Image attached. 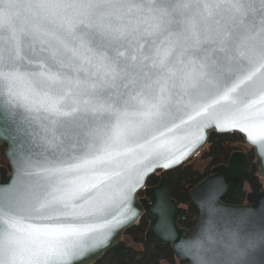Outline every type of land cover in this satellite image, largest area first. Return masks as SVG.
I'll return each instance as SVG.
<instances>
[{
    "label": "snow or ice",
    "instance_id": "1",
    "mask_svg": "<svg viewBox=\"0 0 264 264\" xmlns=\"http://www.w3.org/2000/svg\"><path fill=\"white\" fill-rule=\"evenodd\" d=\"M0 120L24 146L0 264H89L209 131L264 162V0H0ZM181 246L193 264H264V229L209 221Z\"/></svg>",
    "mask_w": 264,
    "mask_h": 264
},
{
    "label": "water",
    "instance_id": "2",
    "mask_svg": "<svg viewBox=\"0 0 264 264\" xmlns=\"http://www.w3.org/2000/svg\"><path fill=\"white\" fill-rule=\"evenodd\" d=\"M5 127H10V125L7 121L0 120V128ZM213 133L240 135L246 146L254 152L255 161L250 164L245 152H236L226 165L215 167L207 179L191 190L190 198L199 211V218L193 232H189L180 227V222L186 220L188 213L185 208L179 206L171 198L166 174L183 166L200 153L208 145L210 135ZM207 136V141L188 156L183 163L169 170L157 169L148 177L144 186L135 195L133 204L137 209L135 221L131 223V226L114 232L108 242V247L90 253L89 264H97L106 253L118 246L125 233L137 225L143 217L149 221L146 241L171 246L177 260L187 264H193L191 255L186 253L183 246L178 249L177 245L181 241L195 239L202 223L208 224L211 221V224L221 232L225 225H238L244 233H257L264 229V162H262L258 146L249 142L247 137L240 132L209 131ZM4 145L7 146L6 159L9 169H0V196L12 193L19 187L21 180L14 167V161H18L24 151V146L19 138L15 141V145L13 140L0 139V147ZM157 174H160L159 184L155 187H148L149 179ZM246 187L249 189L246 203L240 206L230 204L229 202L243 193ZM140 194L142 197H139ZM210 204L216 209L211 216L205 211ZM181 252L186 254L182 256ZM255 254L259 259V251ZM75 264H79V262L77 261Z\"/></svg>",
    "mask_w": 264,
    "mask_h": 264
},
{
    "label": "trees",
    "instance_id": "3",
    "mask_svg": "<svg viewBox=\"0 0 264 264\" xmlns=\"http://www.w3.org/2000/svg\"><path fill=\"white\" fill-rule=\"evenodd\" d=\"M6 150L7 146L0 147V169H9ZM236 152H245L250 164L254 163V152L246 146L240 135L213 133L210 135L208 145L200 153L183 166L166 174L171 198L188 213L186 220L180 222L181 228L193 232L198 222L199 211L190 198L191 190L207 179L215 167L226 165ZM159 181L160 174H157L149 179L147 186L155 187ZM246 189L229 203L236 206L244 205L248 194ZM139 197H142V194ZM148 229L149 221L143 217L125 233L122 242L106 253L97 264H187L177 260L171 246L147 242Z\"/></svg>",
    "mask_w": 264,
    "mask_h": 264
},
{
    "label": "rangeland",
    "instance_id": "4",
    "mask_svg": "<svg viewBox=\"0 0 264 264\" xmlns=\"http://www.w3.org/2000/svg\"><path fill=\"white\" fill-rule=\"evenodd\" d=\"M193 158H194V157H193ZM246 188H247L246 190L249 191L248 187H246Z\"/></svg>",
    "mask_w": 264,
    "mask_h": 264
}]
</instances>
